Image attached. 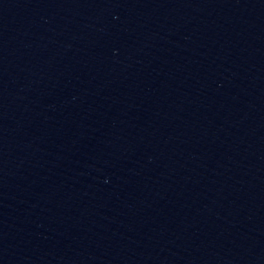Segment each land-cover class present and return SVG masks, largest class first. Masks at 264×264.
I'll list each match as a JSON object with an SVG mask.
<instances>
[{
  "label": "water",
  "instance_id": "1",
  "mask_svg": "<svg viewBox=\"0 0 264 264\" xmlns=\"http://www.w3.org/2000/svg\"><path fill=\"white\" fill-rule=\"evenodd\" d=\"M0 264H264V0H0Z\"/></svg>",
  "mask_w": 264,
  "mask_h": 264
}]
</instances>
